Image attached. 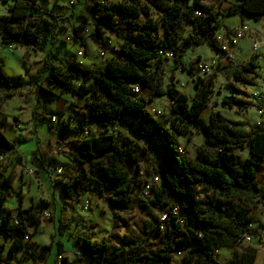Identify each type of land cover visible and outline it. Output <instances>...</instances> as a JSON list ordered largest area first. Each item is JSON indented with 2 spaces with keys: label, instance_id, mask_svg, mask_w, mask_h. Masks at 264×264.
Returning <instances> with one entry per match:
<instances>
[{
  "label": "trees",
  "instance_id": "16d2710c",
  "mask_svg": "<svg viewBox=\"0 0 264 264\" xmlns=\"http://www.w3.org/2000/svg\"><path fill=\"white\" fill-rule=\"evenodd\" d=\"M237 1L239 5L224 15L215 12L203 0H126L118 4L94 1L90 7L92 28L86 29L87 25L73 28L74 42L85 46L81 37L84 33L101 49H105V38L119 40V48L114 50L104 69L85 68L74 57L62 59L59 49L45 59L41 69L46 74L44 79L37 73L26 82L12 80L0 64L1 102L14 97L24 86L34 87L38 95L47 98L87 96L86 122L103 130L96 136L88 137V133L82 141L74 142V149L69 151L73 161L81 167L79 178L94 184L85 191L102 198L115 210H126L135 195L144 196V187L150 183L136 181L141 172L140 163L148 159L152 150L158 158L154 169L160 182L150 187L149 191L155 196L150 202L162 211L179 207L185 218L184 227L177 224L176 219L168 220L164 234L158 220L137 244L123 241L110 247L107 242L78 238L81 255L70 263L63 258V264H170L181 248L189 249L180 258L181 264H221L216 258L221 248L237 247L247 233L253 234L249 227L253 221L245 218L244 213H250L264 201V188L259 184L257 172L264 164V124L248 130L244 122L230 120L220 112L212 113L209 121H204L202 115L209 104V92L202 89L206 84H213V79L208 83L198 79L195 63L184 61L185 53L195 45L207 43L219 51L216 38L221 29L217 24L220 16L244 15L256 21L264 16V0ZM0 2L12 3L8 14L0 15V42L4 45L43 52L67 29L69 21L41 9L36 0ZM186 25L192 26L196 37L183 38ZM166 51L174 54L177 69L195 77L197 92L192 100L177 89L173 76L168 86H163ZM200 60L201 57H197V61ZM257 60L258 55H255L242 68L227 65L217 69L229 80L244 83L256 77ZM134 85L141 86L140 95L131 92ZM159 97L170 99V115L156 119L147 107ZM223 104L242 111L250 108L248 103L236 98H225ZM1 110L2 104L0 130H3ZM40 117L45 122L46 117L42 114ZM125 119L151 127V137L161 144L149 145V149L118 143V137L107 130ZM192 128L203 134L206 141L198 148L195 158L189 160L179 151V137ZM83 130L81 126L74 132ZM13 149L14 143L4 131L0 132V159ZM246 150L250 158L242 164L237 151ZM13 177L12 172L0 169V233L10 240V259L21 252L26 259L42 263L52 247L43 246L37 254L25 243V237H31L29 226L48 221H42L43 212L22 209L21 205L16 214L2 208L1 204L14 194ZM59 185L68 200L73 201L82 194L76 183ZM237 203L242 205V210L236 208ZM157 241L159 245L149 244ZM1 250L0 264H4L6 259ZM61 253L59 251V255ZM225 264H257L256 253L251 248L246 249L240 257L233 256Z\"/></svg>",
  "mask_w": 264,
  "mask_h": 264
},
{
  "label": "rangeland",
  "instance_id": "374dc122",
  "mask_svg": "<svg viewBox=\"0 0 264 264\" xmlns=\"http://www.w3.org/2000/svg\"><path fill=\"white\" fill-rule=\"evenodd\" d=\"M94 1L101 0H36V5L41 9L60 15L65 21H69L67 22V29L58 36L56 41L49 44L43 52L35 53L27 47H10L0 42V64L5 75L12 80L20 79L21 82H26L32 75L40 73V76L44 79L46 74L41 71L44 61L49 53H53L56 49H59L62 59L74 57L85 68L104 69L112 59L114 50L119 48L121 44L119 40L114 37L105 38V49H101L100 45L96 44L88 33H84V35L81 34V37L85 42V46L74 42L75 32L73 28H78L81 25H87L86 29L88 30L92 28L90 7ZM108 1L111 4H118L126 0ZM207 2L212 7L215 5L216 0H207ZM11 4V2H0V15H7ZM228 11H225V13ZM224 19L227 28L237 24L242 25L239 18L224 17ZM253 23V18L252 21L247 23L250 29L253 28ZM226 33L227 30L220 32L219 39H223ZM192 36L196 37L192 26L186 25L183 29V38ZM246 43L249 44L248 41ZM257 51L254 52L259 54L257 68L255 69L256 77L244 83L229 80L223 71H218L217 67L222 68L233 65L241 68L246 64L245 61L242 62L236 57L233 63L227 64L222 58L217 57V51L207 43L195 45L185 53L184 61L187 64L195 63L197 57L206 60V57L211 56H215V58L208 59V62L215 60L217 63L212 76L206 81L208 83L213 79V84L210 86L206 84L202 89V91L209 92V104L202 115L204 121L208 122L212 113L220 112L230 120L244 122L248 130L258 126L260 121L259 111L260 108H264V99L259 100V96H264V40L258 44ZM79 53H83V56H78ZM41 57L43 58L41 59ZM163 70L162 82L164 87L168 86L170 78L173 76L175 85L181 93L185 94L190 100L195 97L197 92L195 77L188 72L177 69L174 60H165ZM181 84H184V86L182 87ZM44 87L49 88L47 84H44ZM1 97L2 94H0V99ZM225 98L242 99L250 105V108L246 111L237 108L231 109L223 104ZM170 103L168 97H159L155 98L148 106L157 108L161 112V117H168L170 115ZM0 104H2L3 131L8 139L10 134H14V138L9 139L14 143V149L0 159V169L4 168L8 173L12 172L14 175L12 183L14 194L1 205L3 209H11L14 214L17 213L20 205L22 209H37L40 212L48 211L51 213V217L46 219L48 221L42 222L39 226H29L31 237L27 243L31 251L37 254L40 253L43 246L52 247L45 259L47 264H56L59 251L62 252L61 255L69 263L80 256L82 251L77 245L78 238L89 237L98 243L107 242L110 247H115L123 241L137 244L142 241L145 233H148L157 225L162 208L159 206L154 207L151 204L150 201H154L155 196L146 187L143 190L145 192L144 196L140 195L138 197L135 195L124 211L115 210L102 198L85 191L86 187H93L94 184L79 178L81 167L73 161L69 151L74 149V142L86 138L85 132L89 133V137L96 136L103 130L95 124L86 122L84 114L87 96L63 95L47 98L43 94L38 95L34 87L24 86L14 97L5 102L0 100ZM29 104L32 105L31 111H27ZM53 105H55L54 108ZM25 112H27L29 119L21 118V114ZM40 114L46 117L45 122L40 120ZM51 117H56L57 122L52 123ZM29 124H31V127H28L26 132L25 129ZM81 126L84 127L85 131L75 133L74 131ZM93 128L95 132L91 131ZM41 131L43 136L40 135ZM107 132L116 135L120 144L126 142L144 148H149V145L152 147L161 144L158 139L151 137V127L141 126L137 121L131 119H125L123 123L110 126ZM34 136L35 139H33ZM45 136L47 140L44 139ZM205 141L206 137L194 128L190 129L189 132H184L179 137V144L189 160L195 158L198 148ZM41 144L44 145L43 149L39 147ZM59 147L60 151H58ZM17 152L20 154L16 155ZM237 154L240 156L242 164H245L246 160L250 158L247 150L237 151ZM10 155L12 159H8ZM148 155V159L142 161L139 165L141 172L136 183L140 181L148 184L152 179L151 175L156 172L154 168L158 163V158L152 150H149ZM69 159L71 162H69ZM58 168L65 171L64 177L57 174L56 170ZM29 169H31L33 175L26 178ZM147 169L150 171L147 172ZM257 172L259 184L264 188V164L263 168L257 169ZM59 183H76L78 185L77 188L82 191V194L75 198L76 207L79 206L81 198L84 196L95 197L96 201H99V203H95V208L99 209L96 213V220L89 221L91 228L85 230L90 232V235L81 234L75 239L72 236H68L67 239L63 238L68 231L67 225L60 228L63 212L66 210L75 211L76 209L72 203H69L71 200L63 196ZM146 192L148 193L146 194ZM20 197L23 198L22 202ZM56 203L60 206L59 211L54 206ZM92 203L93 201L90 200V206L87 208L88 215L93 213ZM236 208L242 210V205L237 203ZM244 215L245 218L249 217L253 221L251 224L253 227L252 239L250 242L244 241L234 248H221L216 254L217 261L221 264L227 263L233 256L240 257L244 250L249 248L255 251L259 259L261 256L264 257V201L258 203L250 213H244ZM80 220L83 224L84 217L81 216ZM105 221H108V227L102 226ZM189 221L187 218V224L190 223ZM45 229H50V231H45ZM121 233L127 234L122 235ZM97 235L100 237L99 239L96 238ZM153 243L160 244L159 241L150 242L149 244ZM9 247L10 240L0 233V248H2L1 253L6 259L5 263L44 264L45 262L35 263L26 259L21 252L15 253L14 258L10 259L8 256ZM224 252H228V255H225ZM261 262L264 264V259ZM170 264H181V259L174 258Z\"/></svg>",
  "mask_w": 264,
  "mask_h": 264
},
{
  "label": "built area",
  "instance_id": "2783aa9c",
  "mask_svg": "<svg viewBox=\"0 0 264 264\" xmlns=\"http://www.w3.org/2000/svg\"><path fill=\"white\" fill-rule=\"evenodd\" d=\"M220 4H223L224 2H226L227 0H217ZM196 15L198 16H202L200 13H196ZM250 34V28L247 24H243L240 25L239 27H237L236 29L232 30L231 32L226 33L225 37L223 39H219V37H217V45H218V53H219V59L222 58L227 64H231L236 60V51L237 48L240 44V42L242 40H244L245 38H247ZM108 43L110 41H107ZM258 49V45L257 43H254L253 45V50L257 51ZM78 56H83V53H79L77 54ZM164 58L166 60H174L175 56L171 51H166L163 54ZM217 65L216 61H197L194 64V72L196 77L199 79L201 78L204 82L207 81V79H209V77L213 74V71L215 69V66ZM181 86L183 87L184 84H181ZM131 92L136 94V95H140L142 92V88L140 85H134L131 87ZM264 96L261 95L259 96V100H263ZM148 111L149 113L156 119L161 117V112L153 107V106H148ZM260 114V121L258 123V125H263L264 124V109H260L259 111ZM51 122L52 123H56L57 119L56 117H51ZM19 128V127H18ZM86 133V132H85ZM88 134V132H87ZM60 147L58 149V151H60ZM179 151L181 154H184V149L180 146L179 147ZM57 174L61 177L65 176V171L62 168H58L56 170ZM31 175H33V172L31 171ZM160 177L159 174L157 172H154V176L152 177L149 185L147 186V190H150V187L153 186L156 183L160 182ZM158 181V182H157ZM148 192H146L147 194ZM46 213H49L48 211H44L42 214V218L44 220L48 219L51 217L50 215L45 216ZM160 216H163L164 219L161 220L159 217V220L161 222V224L159 225L160 231L162 234H164L167 231V221L170 219H176V223L179 224L180 226H185V218L183 217V215L181 214V210L179 207H173L170 210H165V211H161L160 212ZM250 230L253 232L252 230V225L249 226ZM27 239H25V243H28L30 240L29 236H26ZM25 237V238H26ZM252 239V234L247 233L246 237L244 238V241H248L250 242ZM188 248H181L180 250H178L176 252V257L177 258H182L184 257L187 253H188ZM63 256L59 255L58 256V260L56 259V264H63ZM4 264H9V263H4Z\"/></svg>",
  "mask_w": 264,
  "mask_h": 264
},
{
  "label": "clouds",
  "instance_id": "9594fccd",
  "mask_svg": "<svg viewBox=\"0 0 264 264\" xmlns=\"http://www.w3.org/2000/svg\"><path fill=\"white\" fill-rule=\"evenodd\" d=\"M234 2V0H233ZM9 51H11V49H9ZM43 57H41L42 59ZM53 108L55 107V105L52 106ZM32 105L29 104L27 111H31ZM15 114V113H13ZM21 118L22 119H29L27 112L22 113L21 114ZM31 127V124H29L25 131L27 132V128ZM117 130H118V126H117ZM3 130H0V132H2ZM91 131L95 132V129H91ZM41 136H43V132L41 131L40 133ZM85 136H87V132L85 133ZM14 138V134H10L9 135V139H13ZM36 137L34 136L33 139H35ZM45 140H47V137H44ZM39 147L41 149L44 148V145L41 144L39 145ZM20 153L17 152L16 155H19ZM8 159H12V156L10 155L8 157ZM69 162H71V160L69 159ZM107 166V165H106ZM31 177V169L28 170L27 173V177L26 178H30ZM32 194V193H29ZM93 201L92 203V207H93V213L91 215H88L87 213V208L90 206L89 205V201ZM69 203H72L73 206L75 207V211H71V210H66L63 212V215L61 217V222L62 225H67L68 226V231L67 233L64 234V239H67L68 236H72L73 239H75L77 236L84 234V235H90V232L85 231L86 229H90L91 228V224L88 223L89 221H95L96 220V213L99 211V209L95 208V203H99V201H96L95 197H89V196H84L81 198V202L79 204L78 207H76V202L75 200L70 201ZM55 208L59 211L60 210V206L58 203H56ZM83 209V211H82ZM51 213H46L45 216L50 215ZM83 216L84 217V222L82 224L80 217ZM160 219L163 220L164 217L160 216ZM103 227H108V221H105V223L102 225ZM45 231H50V229H45ZM122 235H126L127 233H121ZM97 239H99L100 237L97 235L96 237ZM27 239V237L25 238ZM225 255H228V252H224ZM58 260V258H57ZM44 264H47V262L45 261Z\"/></svg>",
  "mask_w": 264,
  "mask_h": 264
},
{
  "label": "crops",
  "instance_id": "0c3cea01",
  "mask_svg": "<svg viewBox=\"0 0 264 264\" xmlns=\"http://www.w3.org/2000/svg\"><path fill=\"white\" fill-rule=\"evenodd\" d=\"M203 1L206 4H208L207 0H203ZM238 5H239V2L237 0H234V2H233V0H227L223 4H220L216 0V3H215L214 6H212V9L215 12H219L221 15H224V14H226L225 11H228V10L230 11V10L234 9ZM233 17L239 18L240 19V22L242 23V25L243 24H247L248 22L252 21V18L251 17L244 16V15H237V16H233ZM224 22H225L224 17L220 16L218 18V20H217V24L219 26H221V29L218 31L217 37L220 36L219 35L220 32H224V31L227 30V33H228V32H231L232 30H234V29H236L237 27L240 26L239 24H237V25H233L231 28H227L225 26ZM262 40H264V16L259 21L254 20L253 28L250 29L249 36L247 38H245L244 40H242L240 42L238 48H237L236 57L240 61H242V62L245 61L246 62V64L244 66H246L252 60V58L255 55H258L259 56V54H255L254 53V52H258V51H254L253 50V45H254V43H257V45H258ZM246 41H248L249 44H247ZM216 55L219 58V53L218 52L216 53ZM214 58H215V56L214 57L213 56L206 57L205 58L206 60H203V61H209L208 59H214ZM256 79H258V78H256ZM262 109H264V108H262ZM263 259H264L263 256H261V258L259 259V256L257 257V255H256V263L257 264H262L261 261Z\"/></svg>",
  "mask_w": 264,
  "mask_h": 264
}]
</instances>
